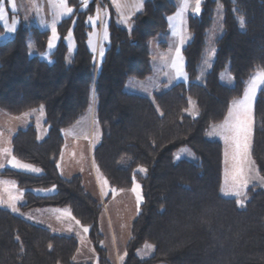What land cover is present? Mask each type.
<instances>
[{"label": "trees", "instance_id": "trees-1", "mask_svg": "<svg viewBox=\"0 0 264 264\" xmlns=\"http://www.w3.org/2000/svg\"><path fill=\"white\" fill-rule=\"evenodd\" d=\"M103 6L110 10L111 22L101 63L87 44V20L94 10L61 20L57 30L62 41L49 56L51 62L41 58L49 31L22 25L0 45V109L12 117L42 111L48 128L41 140L32 119L11 143L13 157L42 174L0 171L1 178L11 179L23 192L20 210L69 208L72 218L90 229L98 264H114L102 246L104 205L85 189L81 177L64 178L58 167L64 131L96 105L102 130L93 152L96 166L117 191L130 190L136 182L142 187L143 201L122 264H264V190L249 189L245 206L224 197L223 145L207 137L242 97L248 79L264 70V0H205L202 12L189 20L192 38L183 50L189 82L153 99L127 93L125 85L152 75L149 43L168 31L174 6L168 0H148L130 28L118 24L110 0ZM69 32L76 42L70 58ZM210 52L215 59L206 70ZM226 69L234 76V87L220 82ZM200 75L202 82L197 81ZM191 99L197 117L186 113ZM182 147L192 148L197 160L174 162L173 154ZM252 156L264 177V88L255 105ZM51 188L55 192L47 193ZM148 244L155 247L154 255L138 258ZM78 250L75 237L0 206V264H76Z\"/></svg>", "mask_w": 264, "mask_h": 264}, {"label": "rangeland", "instance_id": "rangeland-1", "mask_svg": "<svg viewBox=\"0 0 264 264\" xmlns=\"http://www.w3.org/2000/svg\"><path fill=\"white\" fill-rule=\"evenodd\" d=\"M75 1L77 2L76 5L74 3L70 4L69 0H64V3L60 0L62 19L70 17L75 14V12L79 13L94 10L89 17L96 18L99 16V19H95L94 24L89 21V18L87 20L88 26L91 27L87 44L89 49L94 53L97 61L101 63L110 44V10L104 8V0H87V3H85L84 0ZM110 1L114 6L118 24L120 26L130 28L132 19L143 10V4L148 0H116V3L120 4L119 10L116 7L114 0ZM168 1L175 8V12L167 17L168 31L160 34L149 43L153 70L152 75L146 80L133 78L128 80L125 85V91L127 93L153 99L155 95L163 94L174 86L180 83H188L190 80L186 71V59L184 57L183 50L190 43L192 38L189 31V20L192 16H196L193 14L195 0ZM204 1L205 0H202L201 2V8ZM65 4L67 7H71L73 9L71 14H67L65 12ZM0 5H2L5 10L3 13L4 19L0 20V45L14 38L22 25L31 26L32 23L38 22L39 20L45 26H50L53 23V16L31 18L32 16H23L22 13L18 12L13 7L12 3L6 4L5 0H0ZM185 5H187V7H185ZM222 11V7L220 6L218 8V13H222ZM105 27L107 30V39L104 38ZM13 28H15V31L12 30ZM51 28L52 26L46 29L50 32V35ZM39 29L43 30V28L40 27ZM57 33L59 39L57 41H53L55 46L50 49L47 45L46 51L41 56L42 59L48 62H51L49 56L58 49L62 41L58 30ZM174 33L179 34L177 35ZM181 37L185 40L183 45H181L180 42ZM65 42L69 47L70 58L76 52V42L72 32L71 36L68 35L65 38ZM177 48H181L182 56V59L178 62L182 73V75L179 76L177 75L176 68L173 67ZM101 51L104 53L103 57L100 55ZM214 59V52H210L205 62L206 70L212 67ZM197 81L202 82L203 75H200ZM253 81H255V85L258 89L252 104V117L254 121L255 105L261 90L264 88V82H262L264 81V70H257L250 77V79H248L246 89L252 85ZM220 82L228 87H234L236 84L234 76L231 74L229 69L221 72ZM243 98L244 94L239 99L234 100L231 104L230 111L234 112ZM95 106L96 105H93V107L88 110V112L79 121V124L77 123L73 126V128H69L64 131L65 146L58 167L64 178L70 179L72 177H81L85 189L104 205V213L102 214L100 221V230L104 235L102 246L107 250L108 255H115L117 259H115V264H122L124 263L127 255V245L131 238L132 224L139 213V209L143 201L142 187L140 183L136 182L130 191H117L109 186L100 173L93 156L95 148L102 139V130L96 118ZM230 111L224 121L212 125L209 128L207 137L209 140L219 141L223 145L224 172L221 189L222 195L226 198L237 199L242 202V206H245L249 189L255 187L264 190V177L260 174L252 156L254 123L251 135L250 154L242 165H238L233 159V151L230 146V142L225 139L228 135L227 128L232 121ZM186 113L190 117L198 116L199 110L194 100H190V105ZM32 119L38 131L39 138L41 140L46 138L48 135V128L45 124V115L42 111H34L22 115L21 117H12L0 109V162L5 160V163L8 164L7 167L16 171L39 175L42 174V170L33 165L31 166L39 169L40 171L34 173L22 168L13 167L12 160L15 157L10 155L11 138L13 139V136L17 131L29 127ZM91 137L92 141H90ZM90 144H92V153L89 148ZM15 160L21 165L26 164L18 161L16 158ZM173 160L174 162L196 161L197 155L192 148L182 147L173 154ZM241 167L243 171L238 172V169ZM93 168H95L99 174L97 175L96 180H94V175L92 173ZM245 181L247 182L246 187L241 186ZM136 185H139V188L134 191L133 189ZM6 186V184L4 185V181H2V184L0 181V190H2V193H0L1 196H5L3 194L7 193L8 190L4 188ZM54 192L55 189L51 188L47 193ZM237 192L239 194H237ZM3 204L7 207H12V204L9 203L8 200H4ZM8 209L13 211V208ZM64 209H59L56 212L67 215L71 214L69 208ZM13 213H17V209L13 211ZM58 216L60 215H50V222L48 225L49 228L53 229L51 223H55L57 219L54 218ZM78 228L79 230L75 231L72 236L79 242V250L74 258V262L76 264H98L99 256L89 238L90 229L88 228V231L85 232V227L79 224ZM154 253L155 247L148 244L137 252V256L140 259H149L154 255Z\"/></svg>", "mask_w": 264, "mask_h": 264}, {"label": "crops", "instance_id": "crops-1", "mask_svg": "<svg viewBox=\"0 0 264 264\" xmlns=\"http://www.w3.org/2000/svg\"><path fill=\"white\" fill-rule=\"evenodd\" d=\"M5 3L6 4L12 3L13 7L18 12L22 13L23 16H26V15L32 16L31 18L53 16V23L50 26L43 25V23L40 20L38 22L32 23L31 26H37L38 29H39V27L43 28V31H47L46 29L53 26V24H55L57 27L61 22L60 20L62 19L60 0H5ZM79 123L80 122H78V124ZM71 128H73V127H71ZM90 139H91L90 141H92V137ZM11 143H12V138H11ZM89 148H90V152L92 153V144H90ZM10 155H12L11 145H10ZM5 162H6L5 160L0 162V171H3L4 169L8 168L7 167L8 164H6ZM92 173L94 175V180H96L97 175H99L97 170H95V168H93ZM0 181H1V184H2V181H4V185L5 184L7 185L4 188L8 190L7 193L3 192L4 193L3 195H5V196L0 195V206L1 207L7 209L8 211H10L12 213H13V211L8 209V208H15V209H17V213H14V214L21 215L26 220H28L32 223L44 226L46 228H49L48 225L50 222V215L51 216L56 215V214L60 215V216L54 218V219H57V221L55 223H53V224L51 223V226L53 227V229L49 228L50 230L56 232L57 234L73 236L74 232L79 230L78 224L71 217V214L67 215L64 213H58V212H56L57 210H52V209H41V210L22 212L20 210V204L24 203L23 192L17 187L16 183L14 181H12L11 179H6V178L0 177ZM124 191H130V190H124ZM0 193H2V190H0ZM4 200H8V202L12 204V207H7L5 204H3ZM65 211H67V210H65ZM110 259L112 260V262L114 264L116 263L115 255L110 256Z\"/></svg>", "mask_w": 264, "mask_h": 264}, {"label": "snow or ice", "instance_id": "snow-or-ice-1", "mask_svg": "<svg viewBox=\"0 0 264 264\" xmlns=\"http://www.w3.org/2000/svg\"><path fill=\"white\" fill-rule=\"evenodd\" d=\"M62 3H64V0H61ZM85 3H87V0H84ZM201 2L202 0H195V7L193 9V14L194 15H199L202 11L201 8ZM114 3H116V0H114ZM116 7L120 8V4L116 3ZM187 7V5H185ZM4 8L2 5H0V20L4 19ZM65 12L67 14H71L73 12V9L71 7H67L65 4ZM95 19H99V16L96 18L89 17V21L92 22L93 24L95 23ZM15 31V28L12 29ZM174 34H179V33H174ZM69 36H71V32H69ZM104 38L107 39V30L105 27L104 30ZM59 39L58 33H57V28L56 25L53 24L51 28V35L48 40V47L51 49L55 45L53 44V41H57ZM181 45L185 43V40L183 37H181ZM101 57H103L104 53L101 51L100 53ZM182 59L181 56V48L176 49V58L175 62L173 63V67L176 68L177 70V75H182L180 67L178 62ZM264 82V81H262ZM258 91L255 81H253L252 85L246 89L244 93V98L241 100L236 107V110L234 112L230 111V116L232 118V121L230 125L227 128V133L228 135L225 137L226 141L230 142V146L233 151V159L237 162L238 165H242L248 155L250 154V148H251V135H252V130H253V117H252V104L255 99L256 92ZM158 110V109H157ZM12 166L17 167V168H22L24 170H28L31 172H39V169H36L32 167L31 165L23 164L21 165L19 162L13 158L12 160ZM141 172H146V169H139ZM243 169L242 167L238 169V172H242ZM247 182L245 181L241 186L246 187ZM139 188V185H136V187L133 189L136 191ZM237 194H239L237 192ZM139 200V197H138ZM237 204L242 206L241 201H237ZM16 209L13 208V211ZM79 223V221H77ZM84 231L87 232L88 228H84Z\"/></svg>", "mask_w": 264, "mask_h": 264}]
</instances>
